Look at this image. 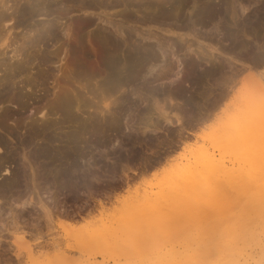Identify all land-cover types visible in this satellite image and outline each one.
<instances>
[{"label": "rangeland", "instance_id": "1", "mask_svg": "<svg viewBox=\"0 0 264 264\" xmlns=\"http://www.w3.org/2000/svg\"><path fill=\"white\" fill-rule=\"evenodd\" d=\"M170 1L165 6L170 16L154 0H5L8 9L0 4V47L5 52L0 54V83L9 87H0L6 92L0 116L9 113V124L20 123L13 133L0 129L6 140L0 149V264H53L62 251L73 258L70 264H149L148 247L157 242L177 251L171 256L175 263L185 242L239 235L248 215L244 208H250L251 217L264 208L262 170L253 166L248 182L252 193L247 201L234 195L232 208L224 197L192 208L188 220L170 214L157 226L140 229L143 241L136 247L121 242L111 248L95 239L98 230L124 221L136 203L170 188L184 166L200 167L211 153L248 170L244 148L254 134H264V0H195L197 7L193 0L190 6L181 0L184 7L177 17L173 13L179 0ZM207 3L214 13L203 9ZM98 14L113 20L104 22L108 34L98 27ZM92 16L97 24L86 22ZM22 19L27 22L20 25ZM112 24L123 35L117 36ZM115 35L122 44V62L110 73L113 68L106 69L99 56ZM144 42L162 46L168 59L162 57L155 70L139 75L134 62L128 70L122 67L123 54H145ZM11 49H18L19 58ZM48 55L53 56L50 62L41 61ZM102 55L112 60L110 54ZM24 56L32 58L30 63ZM22 64L27 65L24 73ZM168 64L172 70L164 69ZM161 70L167 72L165 79L158 78ZM112 77L116 83L102 89ZM27 80L34 84L25 85ZM22 92L24 112L17 104ZM112 100L117 105L109 111L104 103ZM104 119L112 121L107 130ZM32 130L37 132L30 139ZM22 137L30 143L27 148ZM40 144L52 155L38 153ZM62 168L68 171L65 178L57 174ZM231 209L236 213L230 215ZM261 257L257 264H264V253Z\"/></svg>", "mask_w": 264, "mask_h": 264}, {"label": "bare ground", "instance_id": "2", "mask_svg": "<svg viewBox=\"0 0 264 264\" xmlns=\"http://www.w3.org/2000/svg\"><path fill=\"white\" fill-rule=\"evenodd\" d=\"M169 0H154V2H156L158 5H160L162 8V14L163 15H169L168 11L166 13L165 11V6L169 4L168 2ZM174 1V0H173ZM173 1H170L171 3H173ZM178 1V0H177ZM185 1V0H184ZM192 1V0H190ZM189 0L187 1L190 2ZM199 1V0H198ZM176 2V0H175ZM186 2V1H185ZM8 3V2H7ZM87 3V2H86ZM191 3V2H190ZM206 3V2H205ZM0 4H3V7L6 6V8L8 9L9 6L6 5L5 0H0ZM189 4V3H188ZM186 4V5H188ZM193 6L192 7H197V3L195 0H193L192 2ZM196 4V5H195ZM207 3V5H204V10L206 9L207 11H210L212 13H214L213 10V6L211 8V4ZM83 5V4H82ZM88 5V4H87ZM107 5V4H106ZM120 5V3H119ZM84 6V5H83ZM176 10L174 9L175 13H173L172 15L177 17V15L179 14V12L181 11V9L184 7V2L179 0L176 3ZM174 6V7H175ZM190 6V4H189ZM91 7L88 5V8ZM93 7V6H92ZM203 7V6H202ZM5 8V9H6ZM10 8V7H9ZM170 8V7H169ZM6 9V10H7ZM84 9V8H83ZM196 9V8H195ZM90 10V9H89ZM95 10V9H94ZM98 10V9H97ZM197 10V9H196ZM173 11V12H174ZM194 11V8H193ZM203 11V10H202ZM25 12V11H24ZM206 12V11H205ZM94 13V12H93ZM103 13V12H102ZM108 13V12H107ZM197 12L195 11L194 14H196ZM23 14V12H22ZM26 14V13H25ZM89 14V13H88ZM176 14V15H175ZM198 14V13H197ZM207 14V12L205 13ZM210 14V13H209ZM24 15V14H23ZM96 15V14H95ZM106 15V14H105ZM165 15V16H166ZM131 16V15H130ZM179 16V15H178ZM97 17V15H96ZM191 17L193 18V16L191 15ZM23 18V17H22ZM26 18V17H25ZM84 18V17H83ZM132 18V17H131ZM152 18V17H151ZM107 19L106 16L105 18L103 17L102 14H98V20L100 21V24L98 23V27H100V29H103V31L106 29L107 30V26L109 24H111L110 22L113 20L111 19V21L109 20H105ZM129 19V18H128ZM84 21L86 19H83ZM134 20V19H133ZM150 20V19H149ZM191 20V19H190ZM26 19H22V24L21 22L20 25H23ZM83 21V22H84ZM97 21V20H96ZM106 21V23L108 24L107 26L104 24V22ZM136 21L138 22V20L136 19ZM139 21L141 22V20L139 19ZM160 21V20H159ZM175 21V20H174ZM88 23L93 24L95 22V19L93 18H87ZM158 22V21H157ZM86 23V24H88ZM97 24V22H95ZM103 23V24H102ZM170 24V23H169ZM19 25V24H18ZM50 25V24H49ZM100 25V26H99ZM113 25V24H112ZM111 25V26H112ZM93 26V25H92ZM102 26V28H101ZM114 26V25H113ZM112 26V27H113ZM50 27V26H49ZM47 27V28H49ZM116 27V26H114ZM124 27V26H123ZM52 28V27H51ZM46 29V28H45ZM99 29V28H98ZM111 29V27L109 28V30ZM174 29V28H173ZM105 30V32L107 33V31ZM116 30V33H118L117 36H120L122 33L118 30V28L116 27V29L112 28L111 29ZM110 31V32H112ZM170 32V31H169ZM114 35V32H112ZM119 33H121L119 35ZM103 34V33H102ZM105 34V33H104ZM108 34V33H107ZM123 35V34H122ZM105 36V35H104ZM109 35H107L108 37ZM111 36V35H110ZM110 36L108 37L110 39ZM114 38L116 37L113 36ZM112 37V39L110 41H112V46H108L106 49L109 52L105 51L106 49L102 50V54H110V58L112 57V60L107 59V55L103 56L102 54H100L99 59L102 65H104L106 67V69L109 68H113L112 71L110 73H114V67L118 69V67H116L117 63L116 62H122V60L118 59V55H120L119 53H121V48L120 45L121 42L117 43V41L115 42V40H117L116 38L114 39ZM124 37V36H123ZM106 38V37H105ZM145 38V37H144ZM9 39V38H8ZM114 39V41H113ZM148 39V38H146ZM150 39V38H149ZM3 40V39H2ZM103 40V39H102ZM107 43V39H104ZM103 40V41H104ZM126 40V39H125ZM119 41V40H118ZM146 41V40H145ZM186 42V40H184ZM39 42V41H38ZM105 42V43H106ZM124 42V41H122ZM139 42V41H138ZM143 42V41H142ZM141 42V44H143ZM0 43L2 44V41H0ZM145 43V42H144ZM193 43V42H192ZM0 44V46H2ZM140 44V45H141ZM147 44V45H146ZM4 45V44H3ZM9 45V44H8ZM37 45V43L35 44ZM107 45V44H106ZM122 45V44H121ZM124 45V44H123ZM136 45V44H135ZM138 45V44H137ZM139 45V46H140ZM144 45V44H143ZM154 45V44H153ZM149 43H145V46H142L146 51L144 52L145 54H137V51L134 50L136 52V54L128 52V53H124L123 55V61L124 63H122V67L123 64H125L124 68L126 70L127 66L131 67L132 66V62H134V69H137V74L139 73L142 74L144 71H146V73H150L153 71V69L157 66L158 63L163 62V58L166 57L167 58V53H164V50L162 51L161 48H163L161 45H159V47L161 46V48L158 49V47L156 48V45L153 46ZM172 45V44H171ZM33 46V45H32ZM12 47V46H11ZM141 46L139 48L143 49ZM192 47V44L188 45V48L190 50V48ZM200 47V46H199ZM2 47H0V54L3 53L5 54V52H3L4 50L1 49ZM5 48V46H4ZM137 48V47H136ZM15 49V48H14ZM24 49V48H23ZM103 49V47H102ZM110 49V50H109ZM139 49V50H141ZM12 50V49H11ZM20 50V49H19ZM188 50V51H189ZM193 50V49H192ZM13 51V50H12ZM24 51V50H22ZM101 51V50H100ZM124 52V49L122 50ZM141 50V52H143ZM13 57H18L21 53L17 50L13 51ZM26 52V50H25ZM24 52V54H25ZM122 52V53H123ZM140 52V51H139ZM138 52V53H139ZM20 53V54H19ZM23 53V52H22ZM27 53V52H26ZM23 54V55H24ZM28 54V53H27ZM134 54V55H133ZM175 55V53H173ZM50 55V54H49ZM45 56L41 61L43 62H50L51 57L50 56ZM31 56V55H30ZM30 56H24L27 57V60L25 58V62L30 63ZM2 57V56H1ZM105 57H107L105 59ZM163 57V58H162ZM19 58V57H18ZM23 58V57H22ZM29 58V59H28ZM77 58V57H76ZM192 58V57H191ZM24 59V58H23ZM79 58H77L78 60ZM168 59V58H167ZM32 60V58H31ZM34 60V59H33ZM86 60V59H83ZM141 60H143L142 63ZM166 60V59H165ZM22 61V62H23ZM179 61V65L180 67L183 66V61ZM4 61H2L3 63ZM24 62V63H25ZM2 63H0L2 65ZM74 63V62H73ZM82 63V62H81ZM116 63V64H115ZM19 64V63H17ZM26 64V63H25ZM22 64V72L25 71L24 68H26L27 65ZM75 64V63H74ZM115 64V66H114ZM167 64V63H166ZM0 65V66H1ZM14 65V63H13ZM81 65V64H80ZM84 65V64H83ZM169 66H165L164 69H166V67L170 68V64H168ZM172 65V64H171ZM178 65V66H179ZM12 66V65H11ZM15 66V65H14ZM25 66V67H24ZM120 66V63H119ZM159 66V65H158ZM161 66V65H160ZM164 66V65H163ZM74 67V65L72 66ZM133 67V66H132ZM162 67V66H161ZM85 68V67H84ZM123 68V70H125ZM172 68V67H171ZM170 68V69H171ZM15 69V68H14ZM78 69V68H76ZM86 69V68H85ZM110 69V70H111ZM162 69V68H161ZM170 69L168 71H170ZM116 70V69H115ZM121 70V69H120ZM123 70H121L123 72ZM125 70V71H126ZM132 70V69H131ZM155 70V69H154ZM172 70V69H171ZM75 71V70H74ZM83 71V70H82ZM120 71V72H121ZM130 71V69H129ZM134 71V70H133ZM132 71V72H133ZM17 72L16 70L14 71V73ZM73 72V71H72ZM76 72H78L76 70ZM75 72V73H76ZM109 72V70H108ZM131 72V71H130ZM162 72V70H161ZM158 75V78H166L167 77V72L164 71ZM12 73V72H11ZM24 73V72H23ZM95 73V72H94ZM92 73V74H94ZM136 73V72H135ZM145 73V72H144ZM178 73V74H177ZM176 74L178 75V78H182V81L184 79V74L181 75V71H178ZM16 74V73H15ZM77 74V73H76ZM97 74V73H96ZM119 74V73H118ZM129 74V72H128ZM133 74V73H132ZM7 75V74H6ZM89 75V74H88ZM112 74H110L111 76ZM116 75V72H115ZM147 75V74H146ZM181 75V76H180ZM186 75V74H185ZM11 76V75H9ZM78 76V75H77ZM81 76V75H80ZM113 76V75H112ZM136 76V75H135ZM138 76V75H137ZM89 77V76H88ZM115 77V76H114ZM114 77H112L111 79L108 80V82L105 83L106 87L102 86V89L105 88L108 89L107 87L113 86L115 82V80L113 79ZM6 78V77H5ZM3 78V79H5ZM11 78V77H10ZM110 78V77H109ZM117 78V77H116ZM129 78V77H128ZM136 78V77H135ZM118 79V78H117ZM2 80V79H1ZM69 80V79H68ZM179 80V79H176ZM10 81V80H9ZM64 81V80H63ZM172 81V80H171ZM182 81H179V89L182 88ZM6 82V81H5ZM12 82V81H11ZM10 82V83H11ZM32 82V81H31ZM30 80H27V86L31 85ZM33 83V82H32ZM123 83V82H122ZM120 83V85L122 84ZM181 83V84H180ZM184 83V82H183ZM34 84V83H33ZM172 84V83H171ZM10 85V84H8ZM66 85V84H65ZM110 85V86H109ZM118 85V84H117ZM2 86V88L4 89L5 87H8L7 84L5 85V83H0V87ZM32 86V85H31ZM72 86V85H71ZM175 86V85H174ZM26 87V86H25ZM169 87V86H168ZM9 88V87H8ZM171 89V88H170ZM173 89V88H172ZM72 90V89H71ZM74 90V88H73ZM112 90V89H111ZM23 91V90H21ZM67 91H70V89ZM66 91V92H67ZM71 92V91H70ZM106 92V91H105ZM181 92V91H180ZM64 93V91L62 92ZM69 94V92H68ZM109 94V93H108ZM25 92H22V96L20 95V97L22 98H17L18 99V103H20V112H24L27 109V104L25 102ZM18 96V95H17ZM65 97V94L63 95ZM77 96V95H76ZM60 97V96H59ZM70 97V96H69ZM26 98V97H25ZM125 98V97H124ZM2 99H6V92H1L0 91V100L4 101ZM128 99V96L127 98ZM125 99L123 100L124 102ZM131 99V98H130ZM129 99V100H130ZM262 99V98H261ZM128 100V101H129ZM171 101H173L172 98H170ZM263 101V100H262ZM121 102V101H120ZM105 107L110 111V109L112 107H114V105H117L116 102L114 100L110 101V102H105ZM264 104V103H262ZM122 107V106H121ZM125 107V106H124ZM19 109V110H20ZM260 109V108H259ZM263 112L264 109L262 108ZM115 111V110H114ZM19 112V113H20ZM104 112V111H101ZM252 111H250L251 114ZM262 113V111H260ZM6 113V112H5ZM99 113V112H98ZM107 113V112H106ZM166 113V112H164ZM253 113V112H252ZM4 114V113H3ZM264 113H262L261 117H264L263 115ZM9 113H6L4 115L0 116V129H3L4 131H8L10 133L15 132L16 128L15 127H19V122L16 120L13 121V125L9 124L7 121H9ZM18 115V114H17ZM43 115H46L43 114ZM109 115V113H108ZM249 116V115H248ZM166 121L171 122L170 118L168 117V115L166 114ZM107 119V118H106ZM104 119V120H106ZM253 119V118H252ZM113 120V119H112ZM116 120V119H115ZM124 120V119H123ZM92 121V120H91ZM107 121V123H106ZM105 122H102L104 124V126H101L104 128V130H107V128L111 127L109 126V121L111 120H106ZM252 121V120H251ZM112 122V121H111ZM124 122V121H123ZM255 122H253L254 124ZM96 124V123H95ZM108 124V125H107ZM112 124V123H111ZM110 124V125H111ZM122 124V123H121ZM257 125V123H255ZM12 125V126H11ZM18 125V126H17ZM98 125V124H97ZM115 125V124H114ZM99 126V125H98ZM121 126V125H120ZM233 127V126H232ZM234 128V127H233ZM111 129V128H110ZM245 129V128H242ZM262 129V128H260ZM264 129V128H263ZM236 130V129H234ZM96 131V130H95ZM260 130H257L256 132H259ZM37 131L36 130H32L31 133L29 134L30 139L34 138V135ZM92 132V131H90ZM240 132V131H239ZM247 132V131H246ZM89 133V132H88ZM241 135V133H240ZM250 135V134H249ZM264 134L262 133V131H260V133L256 136L255 134L252 136V138L249 140V144H247L244 148V153H245V159H244V165L248 166V170H245L247 168H245L244 170H238L239 168H235L234 166H230L227 163V160L222 158L220 156V158H216L215 154L211 156H209L206 160H204L203 165H201L200 167L198 166H194L191 168H182V174L180 177H178L175 181L172 182V186L168 189H163L160 191L159 194H155L149 197H145L144 200L136 203L134 206H132L131 208L128 209V213H127V217L124 221H118L115 225L113 226V222H111L110 226H107L106 229H101L98 230L97 236H95V239L99 241L100 244L105 245L106 247L109 246L111 248H113L114 246L120 244L121 242H126L127 244H129L130 246H137L140 242H141V238L143 241V237H141V235L138 233V231L142 228H148L150 226H157L158 224L162 223L163 221H165L166 218H168L170 216V214H176L178 216H180L179 218L181 220H188L190 219V212L192 210V208H195L197 205H203L207 202H217L220 199H224V197L228 198V203L230 208L233 207L234 202L232 203V199L234 198V195H238L241 194V196L243 197L244 200L248 199L249 195L252 193L250 192V185H249V180H250V175H251V168L253 166H255L257 168V172L258 170H262L260 171V179L263 178L264 179ZM3 138V137H2ZM0 137V149L2 148L1 145L5 144V141H3ZM92 139V138H91ZM22 142L21 144L24 146V148H27V145L30 144L27 141L28 139L23 138L22 137ZM3 146V145H2ZM39 149L38 153L41 152L40 154L43 155H50L49 154V150L46 146L40 144L38 147ZM37 149V150H38ZM36 150V152H37ZM65 150V149H64ZM73 151V150H72ZM78 151V150H77ZM214 151V150H213ZM57 153V152H56ZM70 153V152H69ZM54 154V153H53ZM37 155V154H36ZM42 155V156H43ZM52 155V154H51ZM71 155V154H70ZM204 155V154H203ZM224 155V154H223ZM227 155V154H226ZM236 155V154H235ZM65 156V155H64ZM67 156H69L67 154ZM234 156V155H232ZM230 157V156H229ZM237 157V156H236ZM46 158V157H44ZM62 158V156H61ZM226 158V157H225ZM232 158V157H231ZM239 159V157H238ZM233 160V159H232ZM235 164V163H234ZM195 165V163H194ZM198 165V164H197ZM78 166V165H77ZM61 167V166H60ZM71 167V166H70ZM189 167V166H188ZM59 171V170H58ZM60 173H57L59 175L64 176L63 178H65L66 175H68V171H66V169L64 170V168L60 169ZM71 172V171H70ZM256 173V172H255ZM55 173V175H52L53 179H55V176L57 175ZM73 174V173H72ZM58 176V175H57ZM68 177V176H67ZM66 177V178H67ZM51 178V177H50ZM51 178V180H52ZM62 178V177H60ZM58 178V179H60ZM255 178V177H254ZM49 179V177H48ZM262 179V180H263ZM46 181V180H45ZM261 181V180H260ZM63 182V181H62ZM251 182V181H250ZM263 182V181H262ZM261 182V183H262ZM50 183V182H49ZM65 183V182H64ZM171 183V182H170ZM254 183V182H253ZM252 183V184H253ZM259 183V182H258ZM260 183V184H261ZM2 184V183H0ZM60 184V183H59ZM251 184V183H250ZM257 185V184H256ZM259 185V184H258ZM60 186V185H58ZM69 186V185H68ZM168 186V185H167ZM165 186V187H167ZM62 187V186H61ZM169 187V186H168ZM256 186H254L255 188ZM252 188V187H251ZM253 188V189H254ZM2 189V188H1ZM253 191V190H252ZM264 191V190H263ZM257 192V191H256ZM258 193V192H257ZM260 193V192H259ZM240 196V195H238ZM241 198V197H240ZM239 199V198H238ZM240 201L242 200L239 199ZM239 201V202H240ZM247 201V200H246ZM238 203V201H236ZM245 202V201H244ZM246 203V202H245ZM244 203V204H245ZM240 204V203H238ZM239 206V205H238ZM130 207V205H129ZM237 207V206H236ZM206 209V208H205ZM249 207H245L243 212L244 213H248V215H246L243 219H244V223L241 227L240 233H238L239 235H235L233 233L231 234H227L224 236L222 235V237L220 236H213L212 240H204V241H191V243H188L183 245V248L188 250L185 252L184 249L183 251H181L180 255L178 256V261L174 263L175 259L171 258V256H175L174 254H177V251L173 253H171V251L173 252V250H169V249H165L162 246L158 245L157 243H153L151 244V246L149 245L148 247V256L145 258L146 260L150 261L151 263L149 264H154L157 260H161V261H166V262H170L168 264H252L253 262L255 264H257L258 262H260L262 260L261 254L264 253V208H261L258 212V214L254 217L249 216ZM199 210V209H198ZM235 213H236V209ZM234 210L231 209L230 211V215L234 213ZM209 211V210H208ZM213 211H216L213 210ZM69 214V213H68ZM237 215V214H236ZM68 216V215H66ZM69 217V216H68ZM172 222V221H171ZM153 224V225H152ZM231 228V227H230ZM233 230V229H232ZM88 234V233H87ZM90 236V235H89ZM88 236V237H89ZM94 236V235H93ZM92 236V237H93ZM87 237V235H86ZM91 237V236H90ZM94 238V237H93ZM93 241V240H92ZM93 243V242H92ZM160 243V242H159ZM161 244V243H160ZM193 244L195 245V247L193 246ZM198 244V245H197ZM163 245V244H162ZM102 246V245H101ZM92 248V247H91ZM171 248V247H168ZM185 249V250H186ZM112 250V249H111ZM105 251V250H104ZM31 253V257L32 252ZM173 254V255H171ZM56 256V261L55 263L53 262V264H70V261L72 262V257L69 256L66 252H59L58 254L55 255ZM177 256V255H176ZM144 257V256H143ZM142 258V257H141ZM176 258V257H175ZM33 259V258H32ZM144 259V258H143ZM79 261V259H78ZM91 260H88V263H77V264H103L100 262H95L92 263L90 262ZM103 261V260H102ZM133 261V260H132ZM139 261V259H138ZM81 262V260H80ZM137 262V261H136ZM116 263V262H115ZM52 264V262L50 263Z\"/></svg>", "mask_w": 264, "mask_h": 264}]
</instances>
